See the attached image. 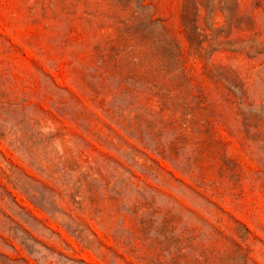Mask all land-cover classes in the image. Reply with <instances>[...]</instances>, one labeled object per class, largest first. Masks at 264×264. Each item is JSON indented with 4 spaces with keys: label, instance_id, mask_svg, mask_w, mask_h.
Masks as SVG:
<instances>
[{
    "label": "rangeland",
    "instance_id": "rangeland-1",
    "mask_svg": "<svg viewBox=\"0 0 264 264\" xmlns=\"http://www.w3.org/2000/svg\"><path fill=\"white\" fill-rule=\"evenodd\" d=\"M0 264H264V0H0Z\"/></svg>",
    "mask_w": 264,
    "mask_h": 264
}]
</instances>
